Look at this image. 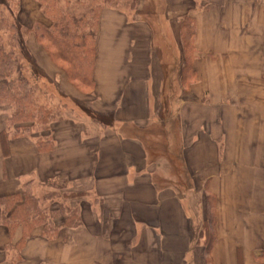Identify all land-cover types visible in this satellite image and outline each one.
Masks as SVG:
<instances>
[{"label":"crops","instance_id":"0c3cea01","mask_svg":"<svg viewBox=\"0 0 264 264\" xmlns=\"http://www.w3.org/2000/svg\"><path fill=\"white\" fill-rule=\"evenodd\" d=\"M26 1L23 25L49 23ZM151 3L154 24L128 4L103 8L92 91L28 41L54 68L35 74L59 76L65 91L53 83L56 91L87 118L54 121V147L39 150L32 138L4 144L0 110V198L23 195L27 184L53 190L54 179L63 193L82 194L53 207H78L81 224L59 217L56 237L37 226L20 244L23 227L12 233L0 205V264H264V0ZM184 15L195 19L185 78Z\"/></svg>","mask_w":264,"mask_h":264},{"label":"trees","instance_id":"16d2710c","mask_svg":"<svg viewBox=\"0 0 264 264\" xmlns=\"http://www.w3.org/2000/svg\"><path fill=\"white\" fill-rule=\"evenodd\" d=\"M11 1L0 0V110L5 112L7 122L1 138L4 144L10 136L32 138L39 150H48L54 147L50 134L52 124L63 116L58 106L49 105L46 94L43 91L42 94L39 92L35 80L40 77L34 71L31 75L25 72L22 56L30 54V50L27 43L20 39L22 33H35L39 43L67 74L69 80L80 89L92 91L100 15L103 8L105 6L121 8L128 4L134 10L135 16L149 19L153 18V3L151 0H35L49 23L39 21L30 27L23 25L19 20L22 7L20 4L15 21L5 16L4 9L6 6L9 7ZM149 20V24H154L151 19ZM4 32L10 34V41H18L16 43H19L20 50L3 38ZM194 36L195 19L190 15H184L182 21V45L186 56L182 67L184 78L187 77L186 72L190 67L187 54ZM36 65L35 63L32 70ZM46 184L56 190L46 193L41 199L27 188L31 187V184L26 185L23 195L15 194L0 198V205L3 206L2 222L12 233L19 226L24 229L20 244L32 235L33 229L37 226L44 227V235L47 237H56L59 231L56 219L59 217L64 219V225L67 227L81 224L78 207H71L62 200L59 207L50 209L45 206L44 200H52L54 196L77 198L82 194L63 193L65 184H60L54 179ZM207 198L208 218L203 221L202 235L206 238V249L210 250L215 237V197L208 194Z\"/></svg>","mask_w":264,"mask_h":264},{"label":"rangeland","instance_id":"374dc122","mask_svg":"<svg viewBox=\"0 0 264 264\" xmlns=\"http://www.w3.org/2000/svg\"><path fill=\"white\" fill-rule=\"evenodd\" d=\"M27 1L26 0H12L10 3H9V7L6 6V8L4 9V14L5 16L8 17L9 20L11 21H15V18L17 17V14H18V9H19V6L18 4H20V6H22V4L26 3ZM126 7H129L128 5H126ZM33 32H28L26 34L25 33H22L20 39L23 41H25L26 43H28V41H30V38L33 37L35 38V40L38 41V38L36 36V34H32ZM3 35V38H5L7 41H10V34H8L7 32H4L2 33ZM12 43V45H14L16 48L18 47V49L20 50L19 48V43H16L18 42L17 40L14 42V41H10ZM38 48H41L43 47L39 41H38ZM28 46V44H27ZM41 46V47H40ZM29 48V52L30 54H26V55H23V62H24V65H25V72L29 75H31L32 71L36 72V71H41V69H46V68H49L51 66H49L45 60H41L43 62V64L40 63L39 61V58L34 55V52L31 51L30 49V46H28ZM22 53V52H21ZM35 63L37 64L36 67L32 70V67H34ZM50 70H54L53 68V65L52 67L50 68ZM51 76V75H50ZM40 77V76H39ZM31 79L35 80L34 77H31ZM39 79V80H38ZM36 79L35 81H37V85L39 86L38 90L39 92L42 94V91L46 94V97H47V103H49V105H54V106H58V108L60 109V113L61 115L64 117V116H71L72 113L73 115H76V117H84V118H87L86 117V114L85 112H83L80 107L78 106V102L75 101V100H72L66 96H61V94H59L57 91H56V88L61 90V93L63 94L62 91H65V88L62 87V89L60 88L59 86V76H51V78H47L46 79H42L41 77ZM53 83H55L56 85V88L55 86L53 85ZM42 98H44L42 96ZM41 98V100H42ZM79 107V108H78ZM75 109V110H74ZM72 110V111H71ZM29 189H31L32 192L36 193L35 195L38 196L40 199L44 196L43 194L44 193H48V192H55L56 189H41V188H38V191L37 189L33 188L32 186L31 187H27ZM43 190V191H41ZM50 190V191H49ZM62 197V196H61ZM61 197H53L52 200L51 199H45L44 202H45V206L49 207L51 209V207L53 208L55 205H57L59 203V201L61 200ZM43 202V204H44Z\"/></svg>","mask_w":264,"mask_h":264}]
</instances>
